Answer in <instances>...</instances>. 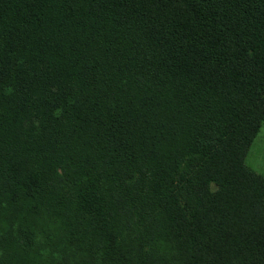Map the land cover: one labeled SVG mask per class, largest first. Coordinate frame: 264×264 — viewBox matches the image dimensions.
<instances>
[{
	"label": "trees",
	"instance_id": "1",
	"mask_svg": "<svg viewBox=\"0 0 264 264\" xmlns=\"http://www.w3.org/2000/svg\"><path fill=\"white\" fill-rule=\"evenodd\" d=\"M263 123L264 0H0L8 257L264 264Z\"/></svg>",
	"mask_w": 264,
	"mask_h": 264
},
{
	"label": "rangeland",
	"instance_id": "2",
	"mask_svg": "<svg viewBox=\"0 0 264 264\" xmlns=\"http://www.w3.org/2000/svg\"><path fill=\"white\" fill-rule=\"evenodd\" d=\"M246 164L253 171L264 177V123L262 124L261 130L255 138L249 153L246 158ZM9 247L6 243H0V261L4 264H27L21 263L18 259L8 257L5 252L8 251ZM43 260H39L38 264H55V261L49 259V257H42ZM71 264V263H69Z\"/></svg>",
	"mask_w": 264,
	"mask_h": 264
}]
</instances>
